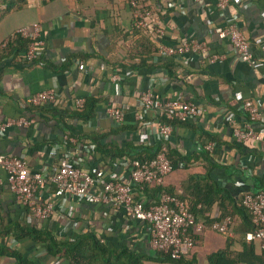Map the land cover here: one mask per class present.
I'll list each match as a JSON object with an SVG mask.
<instances>
[{"label":"crops","instance_id":"obj_1","mask_svg":"<svg viewBox=\"0 0 264 264\" xmlns=\"http://www.w3.org/2000/svg\"><path fill=\"white\" fill-rule=\"evenodd\" d=\"M149 3L152 17L143 29L134 28L133 10L125 0H48L45 3L29 0L21 8L4 13L0 18V120L24 115L32 117L33 122L28 127H11L0 134V152L22 156L32 170L47 169L56 163L58 154L51 155L49 150L61 142L62 132L52 117L30 110L33 107L30 96L44 89H55L62 96L57 105L44 106L48 108L72 109L77 96L102 97L93 120L81 124L70 121L96 131L127 125L110 132L109 138L122 146L155 144L144 126L158 114L143 110L140 103L142 91L155 77L158 81L154 90L158 95L190 98L205 109L200 117L174 125L170 145L178 154L188 156V162H178L164 176L163 187L181 192L190 175L203 182L202 175L209 163L200 154L201 147L207 141L218 140L215 150L209 153L225 166L214 168L211 174L238 196L252 187V175L264 173V138L238 142L242 146L239 152L230 144L236 140L226 121L229 113L239 122L245 119L239 107L247 99L258 103L264 115V0H229L224 8H217L216 0H150ZM35 22L39 24V36L43 40L39 58L32 63L22 62L19 56L23 50L16 53L19 45L15 42L3 52L9 37L19 33L21 27L31 32ZM227 23H235L244 33L257 59L256 66L240 60L229 40L215 33V26ZM140 36L154 44L167 45L195 38L205 41L208 50L189 53L186 57H159L153 51L146 61L156 64L154 67L143 65L134 69L131 64L139 61L144 46ZM212 55L219 57L211 60ZM67 56L72 62L68 69L61 71ZM172 58L177 61V80L170 79L162 66L166 59ZM79 60L83 61L84 68ZM115 74L120 79L113 80ZM110 105L124 109L123 122L117 123L107 114ZM86 153L82 152L85 167L96 165L106 172L110 170L108 158H93L90 151ZM116 169L123 178L127 175L121 166L112 170ZM0 176L4 177L3 170ZM153 187L135 186L133 193L148 202L152 200ZM69 206L70 216L55 212L42 219L30 215L7 187L0 189V214L6 221L50 227L65 237L88 227L110 244H126L138 251L150 249L148 229L142 221L86 200L71 199ZM209 212L216 214L217 207L213 205ZM210 232L223 246L224 235L213 229L204 231L203 244ZM3 241L9 247H16L33 264H68L62 258L47 255L28 238L14 241L9 235ZM195 249L191 251L198 256ZM0 264H16V260L10 255H0Z\"/></svg>","mask_w":264,"mask_h":264},{"label":"built area","instance_id":"obj_2","mask_svg":"<svg viewBox=\"0 0 264 264\" xmlns=\"http://www.w3.org/2000/svg\"><path fill=\"white\" fill-rule=\"evenodd\" d=\"M121 1V0H105ZM133 10V26L136 29L148 27L152 17L150 0H125ZM197 1V0H195ZM229 0H216L217 8L227 6ZM33 30L29 32L26 27H21L19 33L30 39L27 47L21 52L19 58L22 62L32 63L41 54L43 40L40 38V27L37 22L32 24ZM219 38L229 40L238 58L249 66H256L257 59L251 51L248 40L235 23L217 25L214 27ZM207 43L195 38H187L178 44L167 45L160 43L157 56L167 55L186 57L193 52H207ZM219 55H212L211 60ZM79 65L84 68L83 61ZM113 80L120 79L115 74ZM155 77L151 78L149 85L140 95L143 110H151L158 114L157 118L145 125L152 136L154 143L160 144L159 152L152 159H131L121 161V166L127 173L123 178L118 170L106 172L101 167L83 165V149L73 137H69V145L58 142L51 146V155L57 156L56 163L43 170H32L22 156L0 152V189L7 187L16 197L17 201L26 206L28 213L38 218L46 219L59 212L63 216L71 215L69 201L86 200L95 204H103L114 212H123L132 220L142 221L148 229V244L150 249L169 252L173 258L187 255L193 248V238L189 229L193 226L195 231L202 229V223H195V214L188 210L183 201L175 193H169L163 188L164 176L172 171V164L167 157L168 144L174 125L170 120L186 121L195 119L204 114L205 109L195 100L180 96L162 97L158 95L154 86ZM62 101V96L55 89H44L33 93L29 98L32 106H55ZM84 96H77L73 101V108L83 107ZM248 117L239 122L233 113H229L226 121L232 137L237 142L249 139L261 140L264 138V115L258 103L252 99L244 100L239 107ZM107 114L117 123L124 120V109L120 106L110 105ZM160 116H162L160 118ZM33 118L29 116L7 117L0 120V134L11 127H28ZM66 138L64 135L63 139ZM149 142V141H148ZM216 141H207L203 148L213 152ZM92 145L88 148L91 149ZM264 177V173H263ZM148 184L162 186L156 198L144 201L136 198L133 189L135 186ZM242 203L251 212L252 222L255 227L245 232L247 241L256 240L264 251V191L242 193ZM202 204L199 203L198 207ZM206 216L213 219L215 213L206 211ZM230 215L222 219H215L211 229L232 235L229 228Z\"/></svg>","mask_w":264,"mask_h":264},{"label":"trees","instance_id":"obj_3","mask_svg":"<svg viewBox=\"0 0 264 264\" xmlns=\"http://www.w3.org/2000/svg\"><path fill=\"white\" fill-rule=\"evenodd\" d=\"M45 3L48 0H41ZM29 0H0V18L4 13L21 8L27 4ZM144 42L142 53L139 54V61L132 63L131 68L136 66L154 67L156 64L146 61V57L153 51H157L159 44H154L148 38L139 37ZM18 43L17 52L24 50L30 42L29 38H24L20 33H14L5 43L3 52L8 49V46ZM140 51V52H141ZM15 53V54H16ZM134 55L136 53H133ZM143 54V55H142ZM133 56L131 55V58ZM173 57V56H172ZM177 57V56H176ZM71 57L67 56L65 62L60 66L61 71H65L71 64ZM162 66L166 70L170 79L177 80V61L175 59H166ZM102 100V97L97 95L85 96L83 107L68 109L66 107L57 106L54 108L36 107L30 108L32 112L39 111L45 116L52 117L55 120V125L58 127L62 136L66 138L60 140L69 145V137H73L80 145L86 146L83 149L86 155L93 154V158H108L106 162L110 170L115 165L121 164V161L139 159H152L157 155L160 149V144H149L134 146L127 144L122 146L120 143L109 138L110 132L117 129H124L127 125L118 124L117 127L110 128L107 131L87 130L81 128L77 123L70 121L71 119L86 123L95 118L97 108ZM162 116H160L161 118ZM248 117L245 114V118ZM178 119L170 120L169 122L175 125ZM219 143L218 140H215ZM239 152L242 146L233 141L230 143ZM92 145L91 150L88 148ZM200 154L207 160L209 167L202 175L203 182L198 180L194 175H190L181 192L172 187H164L163 189L169 193H175L183 201L185 207L195 214V223H202V229L195 231L192 226L189 232L193 238V248L202 246L204 241V231L211 229V223L215 219H222L226 215H230L231 223L229 228L232 230V235H224V245L217 250L211 251L205 255V260L202 261L199 257L190 251L187 255L179 258H173L169 252H164L154 249H146L138 251L126 244H110L97 231L90 230L88 227L83 228L77 234L63 236L57 233L50 227H37L34 224L23 225L18 221H6L0 214V255H10L15 258L16 264H33L26 259L22 252L16 247H9L3 239L9 235L14 241L22 238H28L42 247L47 255L54 258H62L68 264H147L153 262L155 264H264V251L260 248L259 242L256 240L247 241L245 232L252 230L255 225L252 222L251 212L242 203V194L233 195L232 192L211 174V171L217 167H224V164L219 163L214 155L201 147ZM167 157L172 164V168L177 166L178 162H188V156L178 154L168 144ZM252 187L249 191L259 192L264 191L263 173L251 176ZM141 186L147 187L148 184ZM162 186H154L152 188V198H156L157 192ZM201 203L202 206L198 207ZM217 207L216 216L214 219L211 216H206L205 212L210 211L212 206ZM75 220V218H71Z\"/></svg>","mask_w":264,"mask_h":264},{"label":"rangeland","instance_id":"obj_4","mask_svg":"<svg viewBox=\"0 0 264 264\" xmlns=\"http://www.w3.org/2000/svg\"><path fill=\"white\" fill-rule=\"evenodd\" d=\"M222 246V243L218 241V239L213 238V233L210 232L207 237L206 241L202 246L196 247L195 251L200 256L203 261L205 260V255L211 251L217 250ZM147 264H155L153 262H147Z\"/></svg>","mask_w":264,"mask_h":264}]
</instances>
